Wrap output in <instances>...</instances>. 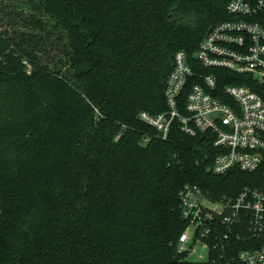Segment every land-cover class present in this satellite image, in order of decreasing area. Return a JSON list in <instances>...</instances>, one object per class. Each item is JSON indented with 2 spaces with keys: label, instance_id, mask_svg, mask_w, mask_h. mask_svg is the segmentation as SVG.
<instances>
[{
  "label": "trees",
  "instance_id": "1",
  "mask_svg": "<svg viewBox=\"0 0 264 264\" xmlns=\"http://www.w3.org/2000/svg\"><path fill=\"white\" fill-rule=\"evenodd\" d=\"M231 1L0 0V264H242L262 246L216 224L207 261L178 252L186 185L219 201L264 178L215 175L213 136L139 118L167 110L175 56Z\"/></svg>",
  "mask_w": 264,
  "mask_h": 264
},
{
  "label": "built area",
  "instance_id": "2",
  "mask_svg": "<svg viewBox=\"0 0 264 264\" xmlns=\"http://www.w3.org/2000/svg\"><path fill=\"white\" fill-rule=\"evenodd\" d=\"M263 8L264 0H232L228 11L235 20L212 27L192 59L184 52L175 56L165 87L167 110L139 115L163 140L175 122L189 136H213L215 175L240 170L264 178V27L252 21ZM220 80L227 84L221 86ZM180 198L188 223L180 236V254L207 261L211 248L206 239L220 224L238 239L262 241L260 248L242 251L239 260L264 264V189L248 186L234 198L214 201L198 186L186 185ZM198 245L206 257L198 253Z\"/></svg>",
  "mask_w": 264,
  "mask_h": 264
},
{
  "label": "rangeland",
  "instance_id": "3",
  "mask_svg": "<svg viewBox=\"0 0 264 264\" xmlns=\"http://www.w3.org/2000/svg\"><path fill=\"white\" fill-rule=\"evenodd\" d=\"M196 250L198 251V253H201L202 252L205 255V257L207 256V251L206 250H203L202 247H201V245L196 246ZM190 260H192V261H199L197 255L194 256V257H192Z\"/></svg>",
  "mask_w": 264,
  "mask_h": 264
}]
</instances>
